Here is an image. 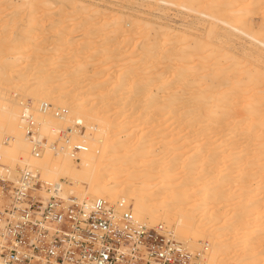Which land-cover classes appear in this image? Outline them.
Returning a JSON list of instances; mask_svg holds the SVG:
<instances>
[{
	"label": "bare ground",
	"instance_id": "6f19581e",
	"mask_svg": "<svg viewBox=\"0 0 264 264\" xmlns=\"http://www.w3.org/2000/svg\"><path fill=\"white\" fill-rule=\"evenodd\" d=\"M163 1L213 22L194 32L125 0H0V154L63 198L168 223L193 253L207 237L204 264H264V0ZM245 38L258 54L230 45ZM28 113L37 138L53 132L39 155Z\"/></svg>",
	"mask_w": 264,
	"mask_h": 264
},
{
	"label": "built area",
	"instance_id": "2783aa9c",
	"mask_svg": "<svg viewBox=\"0 0 264 264\" xmlns=\"http://www.w3.org/2000/svg\"><path fill=\"white\" fill-rule=\"evenodd\" d=\"M26 118L33 151L39 155L49 139L37 138V123L30 113ZM53 145L54 151L60 148L56 141ZM84 148L74 146L77 153ZM59 190L44 189L39 169L16 168L0 154L1 260L11 264H204L207 243L202 252L192 253L165 224L135 222L131 208L121 200L99 197L87 206L76 193L63 198Z\"/></svg>",
	"mask_w": 264,
	"mask_h": 264
},
{
	"label": "rangeland",
	"instance_id": "374dc122",
	"mask_svg": "<svg viewBox=\"0 0 264 264\" xmlns=\"http://www.w3.org/2000/svg\"><path fill=\"white\" fill-rule=\"evenodd\" d=\"M125 1H127L128 3H130L131 5H133V6H135V7H137V8H139V9H141V10H144V11H146V12H150L151 14H154L155 16H157V17H161V19H163V20H172L171 22H174V23H178V24H180V23H184V22H194V21H200L197 25L199 26H197L195 29H193V31L194 32H201L202 30H204V29H206L208 26H210V24L213 22V20L208 16V15H206V14H204V13H197V12H195V11H193V10H188L187 8H185V7H183V6H180V5H172V4H169V3H167V2H164L163 0H125ZM108 5H110V7H111V5L113 6V7H118L117 5H114V4H110V3H108ZM112 7V8H113ZM185 20V21H184ZM259 20H260V22H257V24H255V26H253V29H254V31L255 32H257L258 34H259V37H263L264 36V20H263V18H259ZM179 21V22H178ZM201 22L203 23V24H201ZM201 24V25H200ZM225 26V25H224ZM202 27V28H201ZM227 27V26H226ZM229 29V28H228ZM197 30V31H196ZM230 30V29H229ZM241 40V41H240ZM240 40H236V41H234L233 43H230V45L231 46H237L238 47V51L239 52H241L240 50H239V47L244 43L245 45H244V47L242 48V49H253V50H257L258 52L256 53V54H258L259 53V44L258 43H256L255 41L251 44V41L250 40H247V38H245V39H240ZM247 40V41H246ZM242 43V44H241ZM31 49H27V51H30ZM263 51H264V49H263ZM254 58H259V56L258 55H256ZM260 66H262V63H260L259 65H258V67H260ZM263 71H264V68L262 69ZM90 118V120L89 119H87V120H83L82 119V117H81V121L83 120V121H85L84 123H86V124H84V123H80V125H78L80 128H81V130H86V125H87V122L88 123H90L89 125L90 126H93V124H94V119H93V117L91 116V117H89ZM87 121V122H86ZM93 121V122H92ZM37 124H38V121L36 122ZM90 126H89V128H90ZM68 126L66 125V127H65V125H64V128H65V130H66V128H67ZM39 129V128H38ZM51 133H53V132H48V135L49 136H51ZM63 133H64V131H63ZM65 133H66V131H65ZM65 133L64 134H61V136H60V134L59 135H52L53 137V139L58 143V141H59V144H60V142L62 143L64 140H65V138H62V135H64V136H66L65 135ZM44 135H46L47 137H48V135H47V133L46 134H44ZM63 136V137H64ZM68 137V136H67ZM61 139V140H60ZM7 140V139H6ZM30 145H32V142H31V144ZM32 148V150H33V146L31 147ZM45 149H46V147L44 148V147H41V151L43 152V150L45 151ZM16 157V156H15ZM19 156H17L16 158H12L13 159V161H12V159H10L11 161H9L14 167H16V168H18V167H24V166H28L29 167V163H27V162H29V161H24V164H21V162L17 159ZM20 158V157H19ZM16 159V161H14ZM80 161H81V159L80 158H76V162H78L77 164L78 165H80ZM13 162V163H12ZM23 163V162H22ZM35 168H37V169H39V166H37V165H35L34 166ZM34 169V168H33ZM42 170H41V168H40V172H41ZM41 178H42V181H43V183H46V177L45 176H43V173L41 172ZM183 178V177H182ZM61 180H66V178H61ZM40 192V191H39ZM70 193H74V192H69L68 194H70ZM77 195H79V197L80 198H82V200H85V197H82L81 196V194H78V193H76ZM69 196V195H68ZM107 198V197H106ZM87 199V198H86ZM110 199V201H112V202H115V201H118L119 199H117V200H112L111 198H109ZM158 223H162V222H158ZM165 225L167 226V227H170L169 225H168V223L166 224L165 223ZM171 230H172V227L170 228ZM173 232H174V235H176V233H175V231L174 230H172ZM178 235H176V237H177ZM177 239H179V240H181L182 242H183V239L180 237H177ZM207 237H202V239H201V243L199 244L198 243V245H197V247H195L196 248V250H201V252H202V250H204V246H205V243H207ZM233 243V242H232ZM235 243V242H234ZM186 244H188V243H185V245ZM202 245V246H201ZM232 245V244H231ZM191 251L193 250L190 246H188V245H186ZM209 246H211V244H208L207 243V248H209ZM194 248V249H195ZM206 250H208V249H206ZM205 250V252H207ZM192 253H193V251H192ZM1 260V259H0ZM229 261V260H228ZM227 261V262H228ZM230 262V261H229ZM226 263V264H230V263ZM224 263V264H225ZM212 264V263H211Z\"/></svg>",
	"mask_w": 264,
	"mask_h": 264
}]
</instances>
